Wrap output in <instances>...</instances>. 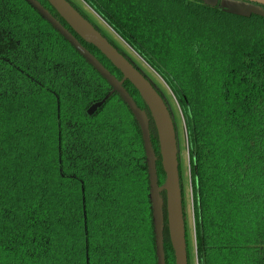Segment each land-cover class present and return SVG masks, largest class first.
<instances>
[{
  "label": "trees",
  "instance_id": "1",
  "mask_svg": "<svg viewBox=\"0 0 264 264\" xmlns=\"http://www.w3.org/2000/svg\"><path fill=\"white\" fill-rule=\"evenodd\" d=\"M79 1L183 113L196 264H264V19L197 0ZM123 87L148 119L161 186L152 116ZM110 90L25 0H0V264H156L139 125L116 93L86 114ZM160 197L165 264H174Z\"/></svg>",
  "mask_w": 264,
  "mask_h": 264
},
{
  "label": "water",
  "instance_id": "2",
  "mask_svg": "<svg viewBox=\"0 0 264 264\" xmlns=\"http://www.w3.org/2000/svg\"><path fill=\"white\" fill-rule=\"evenodd\" d=\"M25 1L111 88L100 101L91 104L87 108L86 114L92 116L114 93H116L137 121L142 135L147 166L148 198L151 209L156 264H165L163 248V200L160 197L163 191L166 195L167 226L174 253V264H188L179 163L177 158V142L173 122L165 102L149 81L82 15H80L68 1L46 0L79 38L96 48L111 65L121 73L122 79L120 81L111 75L110 72L44 7H42L38 1ZM197 1L211 8L217 7L221 11L236 17L248 19L251 16H258L264 19V0ZM124 81H128L136 89L152 116L158 137L161 165L165 174V181L161 186L158 185L155 167L156 158L151 144L148 119L145 113L137 107L132 97L124 89Z\"/></svg>",
  "mask_w": 264,
  "mask_h": 264
},
{
  "label": "rangeland",
  "instance_id": "3",
  "mask_svg": "<svg viewBox=\"0 0 264 264\" xmlns=\"http://www.w3.org/2000/svg\"><path fill=\"white\" fill-rule=\"evenodd\" d=\"M72 7L79 11L83 17L105 38L107 41L124 56L127 60L136 65L142 73L148 78L149 83L159 91V95L164 100L165 105L170 113L177 142V158L180 168L182 208L184 214L185 231L187 233V252L188 264H196L195 247H194V218L192 209V199L189 179V164L185 144L184 116L179 105L172 95L169 88L149 67L125 44H123L106 26L97 20L92 12L84 6L79 0H66Z\"/></svg>",
  "mask_w": 264,
  "mask_h": 264
},
{
  "label": "crops",
  "instance_id": "4",
  "mask_svg": "<svg viewBox=\"0 0 264 264\" xmlns=\"http://www.w3.org/2000/svg\"><path fill=\"white\" fill-rule=\"evenodd\" d=\"M92 14H93V16H94L95 18H97L96 15H95L94 13H92ZM97 20H99V19H97Z\"/></svg>",
  "mask_w": 264,
  "mask_h": 264
}]
</instances>
